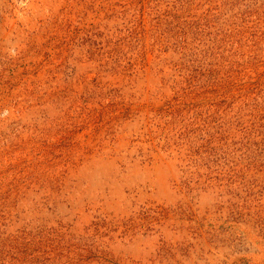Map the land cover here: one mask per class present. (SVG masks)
<instances>
[{
  "label": "rangeland",
  "instance_id": "rangeland-1",
  "mask_svg": "<svg viewBox=\"0 0 264 264\" xmlns=\"http://www.w3.org/2000/svg\"><path fill=\"white\" fill-rule=\"evenodd\" d=\"M0 264H264V0H0Z\"/></svg>",
  "mask_w": 264,
  "mask_h": 264
}]
</instances>
